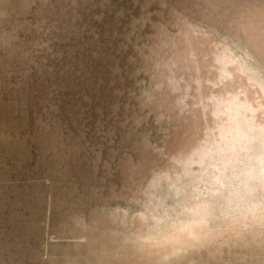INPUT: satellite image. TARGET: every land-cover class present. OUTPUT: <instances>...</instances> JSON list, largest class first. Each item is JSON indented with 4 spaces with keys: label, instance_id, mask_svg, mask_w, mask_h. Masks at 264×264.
I'll list each match as a JSON object with an SVG mask.
<instances>
[{
    "label": "rangeland",
    "instance_id": "obj_1",
    "mask_svg": "<svg viewBox=\"0 0 264 264\" xmlns=\"http://www.w3.org/2000/svg\"><path fill=\"white\" fill-rule=\"evenodd\" d=\"M4 264H264V0H0Z\"/></svg>",
    "mask_w": 264,
    "mask_h": 264
},
{
    "label": "crops",
    "instance_id": "obj_2",
    "mask_svg": "<svg viewBox=\"0 0 264 264\" xmlns=\"http://www.w3.org/2000/svg\"><path fill=\"white\" fill-rule=\"evenodd\" d=\"M5 233L2 220L0 219V264H4Z\"/></svg>",
    "mask_w": 264,
    "mask_h": 264
}]
</instances>
